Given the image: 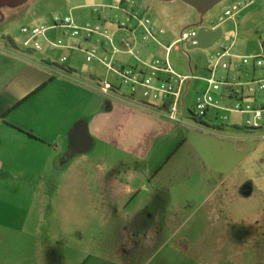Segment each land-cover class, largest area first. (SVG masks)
I'll return each mask as SVG.
<instances>
[{"label": "crops", "instance_id": "crops-1", "mask_svg": "<svg viewBox=\"0 0 264 264\" xmlns=\"http://www.w3.org/2000/svg\"><path fill=\"white\" fill-rule=\"evenodd\" d=\"M253 5L229 20L259 24L264 8L248 10ZM47 22L51 17L41 25ZM247 27L243 36L257 41L245 54H258L261 31ZM55 30L67 44L93 45ZM150 46H142L148 62L156 58ZM52 54L0 64V264H264V129H246V115L237 113L219 123L216 109L201 121L185 114L184 123L186 112L170 120L160 102L117 85L102 92L100 81L112 74L97 60L57 64ZM255 75L264 77V69ZM256 98L264 103V92ZM200 139L218 149H202ZM181 140L192 150L179 180ZM183 182L190 193L185 220L172 207ZM147 185L162 190L152 202Z\"/></svg>", "mask_w": 264, "mask_h": 264}, {"label": "built area", "instance_id": "built-area-1", "mask_svg": "<svg viewBox=\"0 0 264 264\" xmlns=\"http://www.w3.org/2000/svg\"><path fill=\"white\" fill-rule=\"evenodd\" d=\"M236 3L225 10L220 17V22L205 25L209 29L222 26L228 19H235L240 11L252 3ZM97 10L99 19L115 23L109 15L101 12L105 9H115L126 14L127 20L118 22L115 30L104 26L80 27L71 16L54 15L51 25H24L20 34L26 37L24 46L28 51L54 52L58 49L71 48L86 54V60H97L109 73L116 76L123 85L129 88L133 97L143 100L152 99L160 102V108L165 116L173 121H181L182 98L187 81L191 76L179 74L169 60L173 46L178 43H193L197 34L195 28L183 32L180 40L166 47V58H155L152 62L145 61L139 55V45L155 43L164 46L159 35L165 30L157 29L151 17L142 7H137L132 0H113L111 5H102ZM62 29L64 34L72 38H80L92 42V50L79 44H67L63 38L53 41L48 32ZM122 32V34H120ZM120 34L118 41L116 36ZM43 39L44 42H41ZM260 52L258 54H240L235 50L236 39L229 44H221L211 57L209 78H200L207 83L204 92L200 93L194 105L189 110L190 115L197 121L203 120L210 109L246 115L244 127L253 131L264 129V103L257 100L256 96L264 92V77H257L256 70L264 69V31L259 33ZM118 54H127L139 61L138 67L124 66L117 63ZM67 57L63 56L61 62L65 63ZM219 69L226 71L220 78L216 77ZM162 75H166L162 77ZM192 79H199L192 77ZM99 89L104 93L116 90L117 87L110 81H100ZM229 100L230 105H224ZM224 119H227L225 116Z\"/></svg>", "mask_w": 264, "mask_h": 264}, {"label": "rangeland", "instance_id": "rangeland-1", "mask_svg": "<svg viewBox=\"0 0 264 264\" xmlns=\"http://www.w3.org/2000/svg\"><path fill=\"white\" fill-rule=\"evenodd\" d=\"M132 1L136 4V10H139L137 7H142L145 9V12L149 15V17H151L157 29L165 30L166 35L163 40H161L164 46H159L157 44L156 48L150 46L152 50H155V57L163 61L166 58V47L171 45L174 40L181 39V34L183 32L192 28H195L197 31L199 30V27H194L192 25L198 23L202 25H211L213 23L217 24L220 22V17L224 15L227 7H231L233 3L248 2V0H223L208 12L202 14L181 0H175L172 2H163L161 0ZM112 3L113 0H29L24 5L17 7L1 6L0 10L4 11L6 18L2 20L0 16V64L3 65L4 60H32L34 56L41 55L43 52L28 51L26 49L24 46L26 37L20 34V29L24 25H41L44 20L48 21L50 17L52 23V17L57 14L62 16H71L76 24L80 27L111 26L115 29L118 22L126 21L128 19L124 12L109 8L101 12L103 15L108 14L111 18H113L115 23L100 20L97 13V10L101 9L99 7L102 5H111ZM256 6L264 8V0H254L253 7L248 10L255 8ZM246 20V17H242L241 22L240 20L235 21L228 19L222 23L224 35L220 41L210 48L188 50L186 48L187 42H180L176 46L172 47L169 60L171 61L173 68L179 74L191 76L189 79L191 80V83L186 96V107L184 110L182 108V112L180 114V117H182L183 112H186L184 113L183 119L181 118L184 123L189 121L186 119L185 114L191 117L189 109L193 106V103L199 93L204 92L207 87V83L200 79V77L209 78L211 76L209 71L211 66V57L220 47V45L229 44L231 40L235 38V50L245 54V48H247V46L256 44L257 41L256 37L250 40L249 38L243 36V34H245L244 32L249 30V27L247 26L250 25L252 30L257 27L260 31H264L263 12L259 17L260 23L257 25L253 24V20H251V18L247 21ZM51 23H48L47 25H51ZM59 32V30H51L48 32V36L53 41H56L58 38H63V40L66 42V37L61 36ZM119 35L120 34L115 37L117 41L120 37ZM141 45L143 46L144 44ZM142 46L139 47V55L141 57H143ZM95 47L96 46L92 45L86 49L92 50ZM96 48L99 50V52L102 51L99 47ZM63 56H66L68 59L72 60H86L85 53L81 51H71L70 49H63L62 52L54 51L50 57L52 60L57 61L54 63L60 64L62 63L61 58ZM116 60H131L130 63H132V60L135 59L132 56L118 54L116 56ZM126 65L130 66L132 64L127 62ZM225 73L226 71L219 69L216 73V77L220 78L221 75ZM193 76H196V78L199 79H192ZM109 80L115 85L121 87V91L123 93L130 94L129 88L117 80L116 76H109ZM145 101L148 104L157 102L152 99ZM214 111V109L210 111L209 117H214ZM159 112L164 114L162 110H159ZM230 115L231 113L222 111L220 112V117L216 119V121L219 123H225L227 125L229 124L230 120L224 119V117H229ZM232 116L243 118L241 115L236 114H232ZM184 123L179 125H181L184 132L188 133L190 127ZM183 143V140H181L176 148L178 151L176 159L178 160L175 164V170L176 173L178 172L179 180L185 178V158L190 155L192 150H190V146L183 145ZM198 143L202 149L207 150L210 153L218 149L216 142L212 140L200 139ZM161 191V188L158 186L147 185L145 193L146 200L152 202L154 197L157 198L162 194ZM175 193V197L172 201V207L177 206L178 210H180V212L178 211V215H181L182 219L185 220L189 216V209L185 206L188 204V199L190 198V193H188L186 190V184L183 182ZM147 204L150 205V202ZM146 212L150 213L152 210L148 209L147 207Z\"/></svg>", "mask_w": 264, "mask_h": 264}, {"label": "water", "instance_id": "water-1", "mask_svg": "<svg viewBox=\"0 0 264 264\" xmlns=\"http://www.w3.org/2000/svg\"><path fill=\"white\" fill-rule=\"evenodd\" d=\"M29 0H0L1 6H21L27 3ZM161 1H175V0H161ZM194 9L198 10L202 14H205L214 6L219 4L223 0H181ZM194 27H199L196 36L193 38V43H187L186 48L188 50L192 49H207L214 46L224 35V29L219 26L216 29H209L207 26L202 24L192 25Z\"/></svg>", "mask_w": 264, "mask_h": 264}, {"label": "trees", "instance_id": "trees-1", "mask_svg": "<svg viewBox=\"0 0 264 264\" xmlns=\"http://www.w3.org/2000/svg\"><path fill=\"white\" fill-rule=\"evenodd\" d=\"M0 143H1V139H0Z\"/></svg>", "mask_w": 264, "mask_h": 264}]
</instances>
